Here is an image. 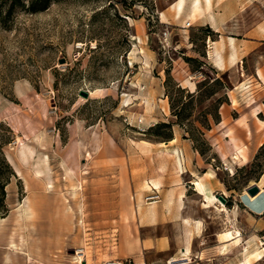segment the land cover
Returning <instances> with one entry per match:
<instances>
[{
	"label": "rangeland",
	"instance_id": "rangeland-1",
	"mask_svg": "<svg viewBox=\"0 0 264 264\" xmlns=\"http://www.w3.org/2000/svg\"><path fill=\"white\" fill-rule=\"evenodd\" d=\"M11 2L0 0V183L8 178L0 256L9 240L21 238L17 264H104L129 258L134 264L135 226L122 193L129 188L128 156L146 151L149 144L143 141L168 142L163 139L170 129L157 124L175 123L172 108L179 110L182 102L188 105L182 114L187 119L184 127L175 123L172 134L174 128L183 135L189 132L220 181L239 191L261 177L262 125L257 118L252 126L249 118L241 124L233 119L247 115V102L264 103V85L255 81L256 69L264 74V0H200L197 12L194 0H185L180 11L177 0H50L37 12L20 3L9 12ZM212 16L220 19L211 23ZM238 78L247 79L250 88L240 87ZM17 83L24 95L16 93ZM81 89L88 98L79 95ZM97 89L102 91L92 95ZM190 92L195 97L186 104ZM224 97L227 102L219 112L225 123L216 127L209 113ZM205 113L211 133L201 125ZM229 128L237 129L233 143L247 155L246 164L234 158V144L225 142ZM242 132H248L246 142L239 140ZM38 133L44 146L36 143ZM206 135L221 140L228 160L209 148ZM18 136L48 157L65 206L72 208V224H64L61 234L48 235L50 200L31 231H9L12 199L25 195L23 181L6 157L21 146L15 142ZM74 149L77 162H63L62 156ZM100 151L105 153L102 159ZM74 176L79 181L70 184ZM247 217L250 224L239 220L235 225L241 233L238 261L243 260L244 245L250 251L264 239V217ZM78 248L84 250L81 263ZM251 263L264 264V258H251Z\"/></svg>",
	"mask_w": 264,
	"mask_h": 264
},
{
	"label": "crops",
	"instance_id": "crops-1",
	"mask_svg": "<svg viewBox=\"0 0 264 264\" xmlns=\"http://www.w3.org/2000/svg\"><path fill=\"white\" fill-rule=\"evenodd\" d=\"M224 2L221 1L220 6ZM217 19L220 18L212 16L209 21L215 23ZM255 74L257 77L255 81L259 85H264L257 73ZM238 80L244 89L250 88L247 79L238 78ZM252 104L260 107L257 119H260V116V120L264 121V103L259 104L253 100ZM246 105L247 115L242 113L244 115L242 122L249 118L252 126L256 116H253L248 102ZM219 113L221 118L216 123V127L225 123L224 114L221 111ZM242 114L239 113L233 121L241 124L242 122L236 119ZM261 127L264 136V124ZM212 131L213 128L210 127L208 132ZM228 131L231 132L228 134ZM236 131L237 129L230 128L224 131L225 142L232 145L234 139L238 138ZM246 134L240 133L239 140L246 142ZM232 137L234 139H231ZM143 142L149 144L148 147L145 146L146 151H136L128 156L129 188L122 190L123 195L127 196L130 215L133 216L135 226L136 241L133 253L130 254L134 264L137 259L143 264L240 263L241 259L239 261L237 259L238 248L233 240L236 235L235 225L240 220L247 226L249 223L247 216L264 217V187L255 196H249L246 192V188L255 184V181L244 184L239 191L227 187L223 181H220L211 164L195 148L193 141L184 137L182 129L174 128L172 138L166 143ZM207 143L221 160H228L230 154H223L225 146H221V140L207 138ZM162 144L166 149L161 146ZM233 144L236 151L235 143ZM208 173L212 175L209 176ZM263 176L264 168L257 182ZM145 178L149 179L146 188L143 187ZM196 181L211 187L215 195L225 194L226 203L213 201L205 205L203 193L193 184ZM120 191L118 187V196ZM152 192L157 193L158 198L147 200L146 197ZM100 203L101 206H106L103 205V200ZM236 207L241 210H236ZM222 222L226 226L222 227ZM225 231H230L233 235L221 239L220 236ZM174 260L179 261L174 262Z\"/></svg>",
	"mask_w": 264,
	"mask_h": 264
},
{
	"label": "bare ground",
	"instance_id": "bare-ground-1",
	"mask_svg": "<svg viewBox=\"0 0 264 264\" xmlns=\"http://www.w3.org/2000/svg\"><path fill=\"white\" fill-rule=\"evenodd\" d=\"M185 0H177L176 2V9L181 10L183 7V3ZM200 0H194V10L197 12L200 8ZM221 60V58H220ZM222 66V65H221ZM257 75L259 78H261L262 82L264 83V74L262 70L257 69L256 70ZM242 87V83L239 85ZM16 93H19L20 95H24L25 91L23 89V85L20 83H17L15 86ZM102 89H97L92 95L96 92H100ZM233 104H235L234 99H230ZM248 106L253 114V116H258L260 112V107H256L252 104V102H248ZM223 114V113H222ZM244 119V115L242 114L236 121L242 122ZM258 122L263 125L264 121L258 119ZM231 131H228V134ZM36 139V143L39 146H44L45 141L43 140V134L38 133L34 137ZM233 139V138H231ZM264 141V140H263ZM16 143H20L21 146L13 152H7V159L12 163L15 176L18 177L23 181L24 186V196L21 199L14 200L12 199V203L15 204L14 212L10 216V225H9V231L12 233H19L20 231L27 229L29 231L32 230L31 226L34 225V223L41 219L43 217V210L46 206V204L50 201H52V205L50 208V212L47 215L48 223L50 224V231L48 235H56L54 233H62V229L64 224H72L73 218H72V208L71 206L67 208L65 206L64 199L61 196L60 191V185L57 181L54 180L50 168L47 164V156L41 155L40 151H38L37 145H33L32 143H27L20 140V137L18 136L16 138ZM79 147L83 146L82 138H80V141L78 142ZM237 152L234 154V158L239 159L242 162H247V157L245 153H243L240 148H236ZM104 151L99 152V158L104 157ZM90 156V153L87 154ZM78 154L77 150L74 149V151L70 154H65V156H62L63 162H77ZM65 164V163H64ZM231 168V167H230ZM231 172H233V168H231ZM209 176H211V173H208ZM73 180L79 181L77 176H74L72 181H70V184H73ZM60 183V182H59ZM70 184H65V186H69ZM78 184V183H77ZM196 188L203 193L205 198V205L210 204L213 201L220 202L216 195L213 193V190L211 187H208L205 183H202L200 181H196L195 183ZM259 189H262L264 187V176L259 182L255 183ZM81 185V184H79ZM74 186V185H73ZM79 187V186H78ZM81 187V186H80ZM8 190V184L6 186ZM59 188V189H58ZM8 191L6 200L8 201ZM223 206V205H222ZM69 210V213H68ZM6 217L0 216V223L4 222ZM235 236L233 237L234 242L236 245H238L240 239H241V233L239 230H235ZM233 234L230 231H225L221 234V239L230 238ZM259 243L262 245L261 247H256L254 249L249 248L251 246L244 245L245 253L243 260L239 264H252L251 258H255L256 260H262L264 258V239H260ZM6 248L1 257L0 264H17V255L21 254L20 252H17L21 249V238H19L18 242H13L12 240H9L8 243H6ZM84 250L82 248H78L76 251V257L80 261H84L82 259ZM181 260V259H180ZM179 261V260H178ZM177 260H174V262H178ZM136 264H143L141 260L137 259Z\"/></svg>",
	"mask_w": 264,
	"mask_h": 264
},
{
	"label": "trees",
	"instance_id": "trees-1",
	"mask_svg": "<svg viewBox=\"0 0 264 264\" xmlns=\"http://www.w3.org/2000/svg\"><path fill=\"white\" fill-rule=\"evenodd\" d=\"M11 1L12 2H11V5H10L9 12L11 11V9H13V7H14V5L16 3H20L22 5V7H26V9L29 10L30 12H37L39 10L45 9L48 6L49 2H50V0H11ZM212 81L220 83V81L218 79H214ZM194 94H195L194 92L188 93V101L186 102V104L188 102H190L195 97ZM226 102H227L226 97H224L223 99H221L219 101V105H218L217 109L215 110V112L209 113V115H211V118L213 119V121L215 123H218L219 122V118H220L219 117V106H221L222 104H224ZM184 104H185V102H182V106H181V108H179V110H174L172 108V111H174V116H176V118H177V121L175 123L177 125H179L180 127H184L183 121L187 119V118L184 119L182 117V114L188 108V105L185 106ZM206 114H208V113H205V120H204V122L201 123V125H202V127H205L208 130V129H210V124H209V119H208ZM175 123L169 122V123H159V124H157L158 128L166 127V128L170 129V132L165 136V139H163V140H170L172 138L173 134H172L171 128H172V126ZM189 123H190V125H192L191 122H189ZM192 129L196 130L200 134V137H204L203 132H200V130L197 127L192 128ZM187 134L189 135V132H187ZM188 135L184 134V137L191 139L194 143L197 144V140L194 139V138L188 137ZM201 139H202V141H204V138H201ZM207 145L209 146L208 143H207ZM194 146L199 151L200 154H202V155L204 154V152L202 150H200L198 145H194ZM209 148H210V146H209ZM7 184H8V178L4 179L3 182L0 183V216L1 217H4L7 214V212H8V209H7L6 204H5V187H6Z\"/></svg>",
	"mask_w": 264,
	"mask_h": 264
},
{
	"label": "water",
	"instance_id": "water-1",
	"mask_svg": "<svg viewBox=\"0 0 264 264\" xmlns=\"http://www.w3.org/2000/svg\"><path fill=\"white\" fill-rule=\"evenodd\" d=\"M61 62H64V59H62ZM79 95L84 98H88L89 96L88 92L82 89L79 90ZM259 191L260 189L256 184L250 185L248 188H246V192L249 196H255ZM216 197L221 203H226V198L223 195L218 194Z\"/></svg>",
	"mask_w": 264,
	"mask_h": 264
},
{
	"label": "built area",
	"instance_id": "built-area-1",
	"mask_svg": "<svg viewBox=\"0 0 264 264\" xmlns=\"http://www.w3.org/2000/svg\"><path fill=\"white\" fill-rule=\"evenodd\" d=\"M192 24L190 21L185 22L186 27H190ZM158 198L157 193L152 192L150 195L146 197L147 200H156ZM104 264H133V261L129 259L121 260V261H109Z\"/></svg>",
	"mask_w": 264,
	"mask_h": 264
}]
</instances>
